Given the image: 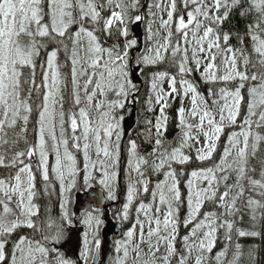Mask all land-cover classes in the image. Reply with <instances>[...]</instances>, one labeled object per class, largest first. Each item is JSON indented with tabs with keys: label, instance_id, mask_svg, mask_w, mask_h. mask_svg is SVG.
<instances>
[{
	"label": "snow or ice",
	"instance_id": "6c2138e0",
	"mask_svg": "<svg viewBox=\"0 0 264 264\" xmlns=\"http://www.w3.org/2000/svg\"><path fill=\"white\" fill-rule=\"evenodd\" d=\"M141 22L146 23L145 47L130 57L138 40L129 39V26ZM49 43L55 45L50 51ZM166 60L175 73L153 71ZM145 70L152 72L151 89L161 105L148 153L153 159L150 163L139 155L136 141L128 139L129 179L119 220L129 219L141 194H150L151 201L139 202L136 223L115 241L108 264H224L228 244L211 255L217 233L223 229L225 241L231 242L236 218L242 219L245 209L253 230L238 228L236 234L262 236L255 229L264 220V0H0V264H100V209L76 217L69 211V194L81 173L80 189L92 188L96 171L103 198L116 200L124 137V117L117 112L139 91L133 74ZM194 73L209 85L207 97L198 90ZM165 79L168 92L161 87ZM170 97H180L181 104L179 143L169 150L164 133ZM184 98L190 100L189 109ZM236 127L239 131L226 133ZM201 136L196 159L212 164L191 171L182 199L173 164H187L192 157L184 150L194 146L192 141L200 145ZM81 151L82 167L74 154ZM148 168L164 174L151 191ZM257 168L258 179L251 175ZM37 177L49 198L59 185L58 217L48 204L41 212ZM246 191L261 199L250 194L245 200ZM185 203L183 227L193 226L180 236ZM206 203L214 210L202 213ZM75 219L86 230L78 257L71 259L57 245ZM242 247L235 244L228 264H239ZM258 248L249 247L250 264H257Z\"/></svg>",
	"mask_w": 264,
	"mask_h": 264
},
{
	"label": "trees",
	"instance_id": "16d2710c",
	"mask_svg": "<svg viewBox=\"0 0 264 264\" xmlns=\"http://www.w3.org/2000/svg\"><path fill=\"white\" fill-rule=\"evenodd\" d=\"M141 3H145V0H141ZM233 23H236V21H233ZM144 24H145V22H143V26L145 27ZM224 27L226 30H228L230 28V25H228L226 23ZM237 27L242 30V28H243L242 23L238 24ZM72 30L74 31L75 27H73ZM232 30L235 31L236 29H232ZM232 43L235 44L236 41L233 40ZM54 46L55 45L49 43V49L48 50L50 51L51 48ZM108 46H110L109 43H105V47H108ZM134 49L132 50L133 51L132 56L138 55V53H140V52H138V49L137 50H134ZM42 54L44 55V52L43 53L41 52V55ZM59 57H60L59 62H63L64 61L63 52H61L59 54ZM155 70L168 71L170 73H175V71H176L174 68H172L169 65V63L167 61H165L161 65L156 66V68H154L153 71H155ZM145 73L146 74H143V75L141 74V78L143 79V86L137 87L139 89V91L135 92L138 94L137 95L138 98L136 100L137 106H138V123H137V127L131 133L129 138L134 139L136 141L138 154L141 156L147 157L149 159V162L151 163V160L153 158L148 157V153H150L152 151V148H153V145L155 144V139H156V132L153 130L152 122H153V118L158 116L157 114L160 111L161 105L156 104L155 93L151 89V83L150 82H151V78H152V72L145 70ZM193 77L195 78L196 83L199 86L198 90L201 93H203L205 97H207V89H208L209 85L205 84L200 79L198 73H194ZM193 77H190V79ZM37 79L39 80V69H37ZM167 82H168V80L165 79L161 84V87L163 88V90L165 92H167V90H166ZM220 86H223V85H220ZM177 87L179 88L180 85L178 84ZM135 93H133V94H135ZM132 95H130L128 97V100H130ZM149 98H151V104H149ZM134 99H136V97ZM185 99L186 98H184V100H183V106H184ZM180 104H181L180 97H176L174 99L170 97L169 98V106L165 109V115L168 117V121H167V131L164 133V141H165V147L169 148V150L173 147H176L179 143L180 129L177 127V123H178L177 109L180 107ZM209 104L211 105V101H209ZM158 107H159V109H158ZM243 112H244V109L242 106V115H243ZM124 115H125V111H123V116ZM149 121L151 122V124L148 123ZM240 122H241V119H240V117H238L237 118V124H239ZM229 130L239 131V128L236 127V128H232V129H226V133ZM127 141L124 145V148L128 152L129 146L127 144ZM224 142H225V136L222 135L221 136V143H224ZM122 146H123V142L121 143V147ZM21 147H23V145H21ZM184 151H185V154L190 155L192 157V159L185 165L173 164V167L176 169L177 178L180 181V189H181L182 199H183V197H185L187 195L186 181L190 178L191 171L198 169V168H202V167H210L212 164V161H203V162L198 161L196 159V152H195V149L193 147L191 149H185ZM219 151H220V149L218 148L217 152H219ZM213 159H216V154L213 155ZM253 163H255V161H253ZM0 172H2V170H0ZM181 172L183 174H181ZM96 174H97V172H96ZM145 175L149 181L150 191H151V189L154 188L157 181H162L164 179L163 170L159 174H155L152 172L151 168H148ZM251 175L253 176V178L258 179L259 178V168H257L256 173L251 174ZM77 182L80 185L83 183L82 176L78 177ZM230 182H231V180H230ZM124 183H125V180H123V185H125ZM55 187H56V191L51 196V198L45 196L43 191H42L43 185L40 182V178L37 177V188L40 190V195H39V198L37 199L36 202L40 205L41 212L42 213L44 212L45 205L48 204L52 209L53 217H58L59 216V201H58L59 185L56 184ZM247 187H248L247 181H245V188L247 189ZM76 192H78V190H76L75 193ZM80 192L83 193L84 190H80ZM250 194L253 195V197L256 199H261L259 196H256L255 193H249L248 191H246L245 192V200L247 199L248 195H250ZM135 201H136V204H135V206L132 209L131 214H130L131 220L129 223L125 224L126 230H128L133 224L136 223L135 209L138 206L139 202L143 201L145 204H148L151 201V195L150 194H141L140 196L137 197V199ZM238 206L242 207V202H238ZM153 210H154V208H153ZM211 210H214L213 206L210 203H206L205 207L201 210V212L203 213L204 211H211ZM186 214H187V206L185 203L180 209V220H181L180 236L187 235L188 231L193 226V225H189L188 229H185L183 227L182 221H183L184 217L186 216ZM116 216H118V215H116ZM238 228L239 229H245V230H253V222L250 219V216L247 212V209L244 210L242 219L239 216L236 218V223L234 225V229L232 232V241L231 242L225 241L224 236H223V229H221L217 233L216 246L214 247L211 255L214 257L217 252L223 250L225 244H228V255L224 260V264H228V261L231 260L232 254L235 251V244L239 243L243 246L242 247L243 255L241 256V258L239 260V264H250V261H249L248 256H247L248 249L252 245H258L259 248L257 251V264H264V220L259 221L257 228L255 229V230L261 231V233H262L261 237H249V236L239 237L236 234V229H238ZM19 231L22 234H29L30 230L21 229ZM61 243L59 245H57V247L63 246V244L61 245ZM177 247L178 248L180 247L179 237L177 238ZM190 264H192V262H190Z\"/></svg>",
	"mask_w": 264,
	"mask_h": 264
},
{
	"label": "rangeland",
	"instance_id": "374dc122",
	"mask_svg": "<svg viewBox=\"0 0 264 264\" xmlns=\"http://www.w3.org/2000/svg\"><path fill=\"white\" fill-rule=\"evenodd\" d=\"M163 15H164V18L166 19L167 18L166 13H164ZM134 25L135 24H132V25L129 26L130 27V36H129V39H131V38L134 37L132 35V27ZM144 25H145L144 31H145V37H146V23ZM159 27H160L159 23H156L153 26L154 31L156 29H158ZM161 34H163V30H161ZM108 41H111V40L109 39ZM108 41L106 43H108ZM120 42H121V44L123 43V38H121V41ZM149 46H150V43H149ZM144 47H145V40H144ZM134 48H132L130 50V53H129L130 57H132V53H133L132 50L133 49L134 50H137L138 49V44ZM62 70L63 71H66V69H62ZM140 75H141V73H140ZM166 90H167V92L170 90L169 89V82H167ZM137 95H138L137 93L133 94L131 96L130 100H128L125 103L124 108L118 110V112H117V115L123 116V111H125V115L123 116L124 119L122 121V127H123V123H124V120H125V117H126V110L128 109V107L129 106H133L135 104L137 105V102H136V100L138 98ZM135 97H136V99H134ZM110 98H112V97L110 96ZM156 104H158V103L156 102ZM184 107H185V109H189L191 107V103H190V100L188 98L185 99ZM158 109H159V107H158ZM157 115H156L157 117H154L153 118V122H152L153 130L155 132H156V129H155L154 125L156 123L157 118L160 116V111L158 112ZM217 119H219V117H217ZM189 122H193V121H189ZM123 139H124V137H123ZM122 142H123V140H122ZM191 143L194 145L193 148L195 149V152H196V147H200V146L203 145L204 138L201 136V138H200V145H196L194 141H192ZM69 149L72 150L71 142L69 143ZM74 154L77 157L78 165L80 167H82L83 166V154H82V151L81 152H75ZM93 159H95L94 154H93ZM120 159H121V162H120V166H119L118 183H117V185L115 187V193H116V197L117 198L114 201L113 200H109L110 204H112V209H111V215H110V217H111V219H113L114 221H117V222H120V221L118 220L119 218L116 215H118L119 211L122 209L123 204L126 202V186H127L128 179H129L128 176H127V173L129 171V169L127 168V159H128V152H127V150H124L123 151V149L121 148V157H120ZM52 162H53V157L50 156L49 157V164L51 165ZM50 175H51V172H50ZM82 175L83 174L81 173V176ZM93 175L96 176L97 179L95 181H93L92 188H95V187L101 188V186L99 185V182H98V180H99L98 172L96 174V171H94ZM120 177H122L121 185H120ZM135 177H136V174L133 172L132 173V179L135 180ZM123 180H125V183H124L125 185H123ZM196 183L197 182L194 180V186H195ZM90 189H80V184H78V182H77V188L76 189H73L72 192L69 194L70 195V198H71V203L68 206L70 212L75 213L74 210H75V206H76V203H77V196L79 194H84V193L88 192ZM76 190H78V192L75 193ZM80 190H84V192L82 193V192H80ZM135 204H136V201L134 200L133 201L132 208L130 209V214H131V211L134 208ZM153 212H154V210H153ZM80 215H76V217H79ZM99 218L103 221V223L99 226V238L101 240V248H100V251H101L102 246H103L102 232H103V230L106 227V214L100 213V217ZM140 219L141 220L144 219V215L143 214H141ZM130 220H131V216L129 215V219L127 221H124V223L125 224L126 223H129ZM85 230H86L85 225H83L82 223H80L79 219H75V227L72 228V229H70V230H68L66 238L61 243V245L63 244V246H59L58 248L62 252H64L67 257H69L71 259H76L77 256H78V254H79L80 247H81L82 233ZM138 235H139V226L137 225V236ZM124 238L125 237H123L122 239H124ZM122 239H120V240H122ZM145 251H147V248H145Z\"/></svg>",
	"mask_w": 264,
	"mask_h": 264
},
{
	"label": "water",
	"instance_id": "95a60500",
	"mask_svg": "<svg viewBox=\"0 0 264 264\" xmlns=\"http://www.w3.org/2000/svg\"><path fill=\"white\" fill-rule=\"evenodd\" d=\"M132 34L138 40L139 49L141 52L144 47V30L142 22L135 24L132 27ZM133 82L137 86H143V80L139 75V72L133 74ZM137 108L130 107L127 110L126 119L124 122V134L125 139L134 131L138 123ZM106 196L105 193L101 192L100 189H92L86 194H79L77 196V203L75 206V214L83 213L86 209L99 207L100 212H107L110 214V205H108V200L103 197ZM125 227L122 223H116L115 221L108 219L107 225L103 230V246L100 252V264H108L114 257V239L121 238L124 234Z\"/></svg>",
	"mask_w": 264,
	"mask_h": 264
},
{
	"label": "flooded vegetation",
	"instance_id": "af4514ba",
	"mask_svg": "<svg viewBox=\"0 0 264 264\" xmlns=\"http://www.w3.org/2000/svg\"><path fill=\"white\" fill-rule=\"evenodd\" d=\"M108 43L110 44V41H108ZM91 210V209H90Z\"/></svg>",
	"mask_w": 264,
	"mask_h": 264
}]
</instances>
